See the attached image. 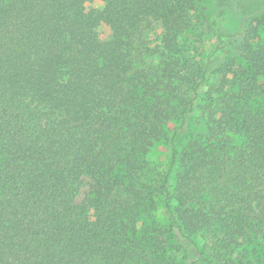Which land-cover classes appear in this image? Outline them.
<instances>
[{"label": "trees", "instance_id": "16d2710c", "mask_svg": "<svg viewBox=\"0 0 264 264\" xmlns=\"http://www.w3.org/2000/svg\"><path fill=\"white\" fill-rule=\"evenodd\" d=\"M197 12L0 0V264H264V14L201 53Z\"/></svg>", "mask_w": 264, "mask_h": 264}, {"label": "rangeland", "instance_id": "374dc122", "mask_svg": "<svg viewBox=\"0 0 264 264\" xmlns=\"http://www.w3.org/2000/svg\"><path fill=\"white\" fill-rule=\"evenodd\" d=\"M198 11L193 14V36L198 37L201 44H196V49L201 53H210L215 49L216 43L212 30L208 28V19L216 18L220 28L228 33L236 32L241 27L246 26L250 20L264 14V0H195ZM100 4L95 3L90 8H99ZM98 37L101 41H107L111 32L105 24H100L97 28ZM202 124L192 125L194 133L203 132ZM169 161L168 146L164 142H156L150 149L147 158L148 177L146 182L152 187V194L156 196V188L163 174H165ZM172 184L174 182L172 181ZM155 209L152 213L141 216L137 221V228L141 229L146 224L154 223L157 227L165 226L162 215V208L159 196L154 198ZM193 257L187 259L192 262ZM184 264V263H183Z\"/></svg>", "mask_w": 264, "mask_h": 264}]
</instances>
